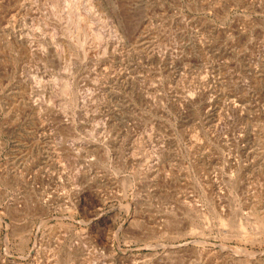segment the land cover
I'll use <instances>...</instances> for the list:
<instances>
[{
  "label": "rangeland",
  "instance_id": "rangeland-1",
  "mask_svg": "<svg viewBox=\"0 0 264 264\" xmlns=\"http://www.w3.org/2000/svg\"><path fill=\"white\" fill-rule=\"evenodd\" d=\"M66 1L0 0V264H264V0Z\"/></svg>",
  "mask_w": 264,
  "mask_h": 264
},
{
  "label": "bare ground",
  "instance_id": "bare-ground-1",
  "mask_svg": "<svg viewBox=\"0 0 264 264\" xmlns=\"http://www.w3.org/2000/svg\"><path fill=\"white\" fill-rule=\"evenodd\" d=\"M66 0H64V2H65ZM88 1V0H87ZM91 1V0H90ZM63 2V3H64ZM62 4V3H61ZM91 4V3H90ZM64 5H66V7L69 9V16H72L73 14L74 15H76V14H80L79 13V9H80V4L76 1V0H67L66 1V4H64ZM88 5V4H87ZM60 6V5H59ZM86 6V5H85ZM90 6V5H89ZM61 7V6H60ZM61 9V8H60ZM63 9V8H62ZM82 9V8H81ZM90 9V8H89ZM63 10H65V9H63ZM62 10V11H63ZM85 10V9H84ZM83 10V11H84ZM87 10V9H86ZM89 11V10H88ZM56 12V11H55ZM57 13V12H56ZM62 13V12H61ZM64 13H65V11H64ZM55 15V14H54ZM64 15V14H63ZM62 15V16H63ZM87 15H89V13L87 14ZM57 16V15H56ZM82 16V15H81ZM60 17V16H59ZM67 16H66V14H65V18H66ZM64 18V17H63ZM64 18V19H65ZM70 18V17H69ZM80 19V18H79ZM86 19V18H85ZM71 20V19H70ZM76 22H77V29H75L74 28V30L75 31H79L80 29H81V27H82V25H83V23H82V20L80 19V20H76ZM91 25V24H90ZM92 25H93V23H92ZM87 27V26H86ZM83 28V27H82ZM98 28V27H97ZM72 29V28H71ZM100 29V28H99ZM95 30L96 31H94L95 32V36L96 37H98V39H101L102 38V29L101 30H98V29H96L95 28ZM88 31V30H87ZM91 31V30H90ZM73 33H76V32H73ZM74 35V34H73ZM76 36H78V35H76ZM75 36V37H76ZM82 36V35H81ZM84 36V35H83ZM93 37V36H92ZM94 39H96V38H94ZM233 104V103H232ZM236 107V106H235ZM256 225V224H255ZM241 227H243V226H240V229H244V228H241ZM258 227V226H257ZM244 234H245V232H244Z\"/></svg>",
  "mask_w": 264,
  "mask_h": 264
}]
</instances>
